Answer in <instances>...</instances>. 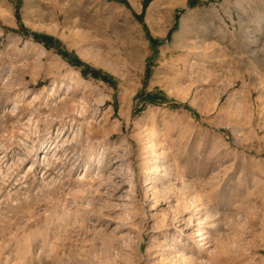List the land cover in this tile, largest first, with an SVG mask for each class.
Segmentation results:
<instances>
[{
  "label": "rangeland",
  "instance_id": "1",
  "mask_svg": "<svg viewBox=\"0 0 264 264\" xmlns=\"http://www.w3.org/2000/svg\"><path fill=\"white\" fill-rule=\"evenodd\" d=\"M184 1L0 0V264H264V0Z\"/></svg>",
  "mask_w": 264,
  "mask_h": 264
},
{
  "label": "bare ground",
  "instance_id": "2",
  "mask_svg": "<svg viewBox=\"0 0 264 264\" xmlns=\"http://www.w3.org/2000/svg\"><path fill=\"white\" fill-rule=\"evenodd\" d=\"M184 3H185V1L183 0V2H181V3L178 4V5H184ZM182 27H183V26H182ZM189 39H190V38H189ZM191 43H192V42H191ZM197 46H198V44H197ZM161 51L163 52V50H161ZM191 51H192V50H191ZM199 52H200V51H199ZM201 52H202V51H201ZM205 52H206V51H205ZM205 52H204L203 55H206V54H207V53H205ZM186 54H187V53H186ZM209 56H210V55H209ZM185 57H186V56H185ZM201 57H202V56H201ZM206 57H207V56H206ZM202 58H203V57H202ZM207 58H208V57H207ZM185 59H186V58H185ZM210 59H211V58H210ZM187 60H188V59H187ZM204 60H205V58H204ZM209 61H211V60H209ZM206 62H207V60H206ZM197 63H198V61H197ZM184 64H185V63H184ZM183 66H184V65H183ZM191 66H192V65H191ZM182 70H183V69H182ZM200 71H201V69H200ZM202 71H203V70H202ZM180 75H181V74H180ZM62 76H63V75H62ZM65 77H66V76H65ZM65 77H64V78H65ZM64 93H65V92H64ZM61 99H62V98H61ZM66 99H67V98H66ZM60 101H61V100H60ZM67 101H68V100H67ZM17 103H18V102H17ZM61 104H62V103H61ZM65 106H66V105H65ZM74 108H75V107H74ZM82 109H83V108H82ZM78 111H79V110H78ZM60 117H61V116H60ZM64 141H67V139H64ZM64 141H63V142H64ZM56 144H57V143H56ZM66 144H67V143H66ZM63 145H64V144H63ZM47 146H48V143L46 144V141H42V143H41V145H40L39 152H41V153L44 152V150L47 149ZM51 147H52V145L50 144L49 149H50ZM55 147H57V145H55L54 148H55ZM54 148H53V149H54ZM49 149H48V150H49ZM53 149H52V150H53ZM52 150H51V151H52ZM4 151H5V150H4ZM51 151H50V152H49V151H45V153H44V155H43V157H42L43 160H44L45 162H47V163H49V161L51 160V156L53 157V155H54V154L52 153V155L49 156V154L51 153ZM65 152H66V151H65ZM69 153H70V152H69ZM58 158H59V157H58ZM60 158H61V157H60ZM53 159H54V158H53ZM50 162H51V161H50ZM41 163H42V162H41ZM47 163H46V164H47ZM16 164H17V163H16ZM50 164H51V163H50ZM50 164H49V165H50ZM52 164H53V163H52ZM13 165H14V164H13ZM13 165H12V166H13ZM46 166H47V165H46ZM46 166H45V167H46ZM7 168H8V167H7ZM13 168H14V167H13ZM8 170H9V169H8ZM8 170H7V171H8ZM155 170H156V173H155V174H157V173H158V172H157L158 169L155 168ZM0 172H1V171H0ZM12 174H13V173H12ZM4 175H5V174H4ZM5 176H6V175H5ZM22 176H23V175H22ZM23 177H24V176H23ZM3 179H4V178H3ZM158 181H159V180H158ZM150 182H151V180H150L149 178H147V179L145 180L144 184H143V185H144V188H145V194H146V198H147V199L150 198V193H149V192L151 191V194H152V190H153V189H152V186L150 185ZM148 193H149V194H148ZM147 194H148V195H147ZM153 196H154L155 199H157V197H158L157 194H155V190H153ZM159 199H160V198H159ZM14 201H16V199H15ZM156 201H157V200H156ZM156 201H155V202H156ZM9 204H10V203H9ZM15 204H16V203H15ZM156 204H157V203H156ZM10 205H11V204H10ZM153 209H154V205H153L152 203H150V204H149V207H148V209H147V211H150V210H153ZM197 210H198V209H197ZM148 216H149V215H148ZM162 222L165 223V221H162ZM204 226H206V225H204ZM209 228H210V226H209ZM207 233H208V232H206L205 228H203L202 231L199 233V236H198V237L196 236L197 238H196L195 241L199 244V248H203V247H204L203 245H205V244L207 243V242H206V239H207V237H208ZM194 238H195V237H194ZM175 240H176V239H175ZM209 246H210V245H209ZM202 251H203V250H202ZM202 251L199 252V253H203ZM213 258H214V257H213ZM214 259H215V258H214Z\"/></svg>",
  "mask_w": 264,
  "mask_h": 264
},
{
  "label": "trees",
  "instance_id": "3",
  "mask_svg": "<svg viewBox=\"0 0 264 264\" xmlns=\"http://www.w3.org/2000/svg\"><path fill=\"white\" fill-rule=\"evenodd\" d=\"M142 5H143V9H144L146 7V3L144 2Z\"/></svg>",
  "mask_w": 264,
  "mask_h": 264
}]
</instances>
